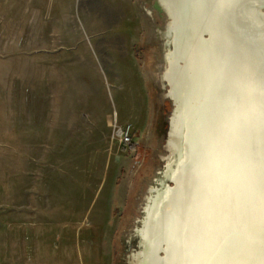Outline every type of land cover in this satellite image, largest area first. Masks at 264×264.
<instances>
[{"label":"rangeland","instance_id":"obj_1","mask_svg":"<svg viewBox=\"0 0 264 264\" xmlns=\"http://www.w3.org/2000/svg\"><path fill=\"white\" fill-rule=\"evenodd\" d=\"M169 21L159 0H0V264L133 261L171 156Z\"/></svg>","mask_w":264,"mask_h":264},{"label":"bare ground","instance_id":"obj_2","mask_svg":"<svg viewBox=\"0 0 264 264\" xmlns=\"http://www.w3.org/2000/svg\"><path fill=\"white\" fill-rule=\"evenodd\" d=\"M262 1L159 0L171 156L130 264H264Z\"/></svg>","mask_w":264,"mask_h":264},{"label":"built area","instance_id":"obj_3","mask_svg":"<svg viewBox=\"0 0 264 264\" xmlns=\"http://www.w3.org/2000/svg\"><path fill=\"white\" fill-rule=\"evenodd\" d=\"M132 127H119L115 122L114 125V139L117 140L121 146H131L133 143Z\"/></svg>","mask_w":264,"mask_h":264},{"label":"water","instance_id":"obj_4","mask_svg":"<svg viewBox=\"0 0 264 264\" xmlns=\"http://www.w3.org/2000/svg\"><path fill=\"white\" fill-rule=\"evenodd\" d=\"M263 2V4H264V1H262ZM262 8L264 9V5L262 6ZM172 9V8H171ZM173 10H174V8H173ZM253 24H254V22H253ZM255 27H252L253 28V32H252V37H253V39H255V37H261L262 36V33H258L257 32V24L256 25H254ZM257 29V30H256ZM205 35H208V32H206L205 33ZM263 38H264V36H262ZM259 41V40H258ZM261 41V40H260ZM262 41H263V39H262ZM180 62H183V61H180ZM174 104H175V102H174Z\"/></svg>","mask_w":264,"mask_h":264},{"label":"crops","instance_id":"obj_5","mask_svg":"<svg viewBox=\"0 0 264 264\" xmlns=\"http://www.w3.org/2000/svg\"><path fill=\"white\" fill-rule=\"evenodd\" d=\"M134 115L135 117L138 116V112H134ZM141 120H142L141 118H138V119L135 118V124L140 125L142 123Z\"/></svg>","mask_w":264,"mask_h":264},{"label":"trees","instance_id":"obj_6","mask_svg":"<svg viewBox=\"0 0 264 264\" xmlns=\"http://www.w3.org/2000/svg\"><path fill=\"white\" fill-rule=\"evenodd\" d=\"M131 149H135V145H132V146H131Z\"/></svg>","mask_w":264,"mask_h":264}]
</instances>
